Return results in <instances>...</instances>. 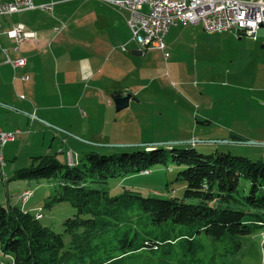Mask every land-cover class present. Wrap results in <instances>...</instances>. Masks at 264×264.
<instances>
[{"label": "crops", "instance_id": "1", "mask_svg": "<svg viewBox=\"0 0 264 264\" xmlns=\"http://www.w3.org/2000/svg\"><path fill=\"white\" fill-rule=\"evenodd\" d=\"M2 1L11 3L14 0ZM34 3L38 7L36 10L0 16V130H21L19 137L24 135L22 140L32 141L34 152L31 153L36 154L25 159L26 167L31 166L37 157L64 155L66 148L69 155L66 159L71 165L89 153L108 155L110 146L101 143L107 135L114 137L117 134L122 137L121 141H126L128 134L136 141L157 142L158 134L161 137L163 133L160 130L164 128V119H167L168 126H178L182 121L179 116L166 115L164 118L163 108L156 109L160 102L157 96L162 93V75L157 72L155 62L161 55L157 52L167 60V50L178 54L177 45L187 41V52L192 51V57L193 53L205 57L217 45H223L221 52L227 54V47L237 44L236 39L242 41L249 37L234 32L210 34L201 26L186 29L193 25L178 22L169 30L164 52L143 50L132 40L127 23L130 13L126 9H118L103 0H34ZM49 4L54 5L53 11L40 9V6ZM16 25H22L26 31L37 35L35 40L24 42L18 53L14 51L15 41L7 34ZM203 31L206 35L202 34ZM258 33L257 40L253 39L257 43ZM262 44L264 49V39ZM249 49L247 53L233 56V64L237 60L238 65L234 73L228 75V80L246 83L247 73L238 68L245 55L250 56ZM8 57L25 58L27 65L14 69L8 63ZM255 60L260 65L258 59ZM259 73L257 67L251 87L254 90L258 87ZM25 76L29 79L22 80ZM116 94H133L135 99L130 102L129 114L123 117V121L116 115L119 112L113 109ZM211 110L209 107L201 113V119L196 113L197 123L211 126ZM223 129L234 131L228 126ZM146 133L149 136L146 137ZM231 134L248 141L242 133ZM193 138L198 139L190 135L189 139ZM15 143L17 140L10 142ZM2 150L0 153L6 161L3 169L15 175L25 168L19 169L21 166L15 164L21 159L19 150L8 154H3ZM208 150L219 152L211 147ZM223 153L232 154V150ZM9 159L14 161L13 165H9ZM4 176L7 177V173Z\"/></svg>", "mask_w": 264, "mask_h": 264}, {"label": "trees", "instance_id": "2", "mask_svg": "<svg viewBox=\"0 0 264 264\" xmlns=\"http://www.w3.org/2000/svg\"><path fill=\"white\" fill-rule=\"evenodd\" d=\"M153 149L89 153L85 163L66 166L57 155L34 158L13 180H57L54 202L71 204L77 214L65 222L63 234L19 205L0 203L2 253L13 264H135L132 255L147 250L151 256L143 264H193L208 252L205 237L216 246L231 244L235 257L244 238L264 233V159L203 154L192 147ZM169 156L187 186L182 200L135 192L114 196L105 187L130 173L167 165Z\"/></svg>", "mask_w": 264, "mask_h": 264}, {"label": "rangeland", "instance_id": "3", "mask_svg": "<svg viewBox=\"0 0 264 264\" xmlns=\"http://www.w3.org/2000/svg\"><path fill=\"white\" fill-rule=\"evenodd\" d=\"M193 27L189 26L186 29H192ZM202 34H205V32L203 31ZM258 39V43L249 37L243 38L242 41L236 39L235 42L237 44L227 47V54L224 51L223 53L221 52L223 45H217L214 51L208 53L205 57L197 56L195 53H193V57L190 56L192 51L187 52L189 50L187 41L177 45L180 49L178 54L167 50V60L163 58L162 53L157 52L161 55L155 62L157 64V72L162 75L160 83L162 93L157 96L159 97L157 100L160 102L156 109L163 108L164 118L166 115L169 117L179 116L182 119L181 124L168 126L167 119H164L162 124L164 128L160 130L163 133L161 137L158 134V141L152 144L136 141L128 134H126V141H121L123 140L122 137L115 134L114 137H111V135L108 137L107 135L101 143L110 146V148H107L110 150V155L131 153L135 150L151 152L155 147L165 148L168 151L176 147L184 149L192 147L200 153L210 154L211 151L208 149L211 147L219 150V152L231 149L233 156L249 157L253 160L264 159V49L262 48L264 30L258 33ZM247 49L251 50L250 56L245 55L246 58L238 68L239 70L243 69L247 73L246 83L243 81L245 84H240V81L228 80V75L234 73L233 71L238 65L237 60L233 64V56L247 53ZM255 59H258L260 65L257 64ZM159 65L161 66L160 70ZM257 67L260 71V77L257 82L258 87L254 90L251 87L253 86ZM160 89L157 91H160ZM209 107L212 108L209 113V118H211L209 120L210 122L212 121L211 126L198 124L196 113L201 119V113H205ZM113 109L116 111L115 106ZM129 109L116 114L121 121H123L125 115L129 114ZM188 119H191V122ZM190 124L191 128H188ZM224 126L233 127L234 131H225L223 129ZM232 132L244 134L243 136L248 138V141L242 144L232 143V138L236 136L231 134ZM147 135L149 136L148 133L145 134L146 137ZM190 135L192 137L196 136L198 139H189ZM22 139H24V135L17 137V143L5 145L3 148L4 153L1 149L3 154L11 153L15 149L20 151L21 159L15 163L21 166L19 169L23 168V166L26 168L25 159L30 154H36L31 153L34 152L32 141L27 143V141ZM195 141L200 142L193 144ZM226 141H230L229 143L232 144ZM126 142L129 143L125 144ZM12 148L14 149L12 150ZM67 150L66 148V154L57 155L64 166L69 163V160L66 159L69 156ZM9 161V165L14 164L12 159H9ZM79 162H81L80 164L85 163V157L82 156ZM75 163H77L76 160L73 164ZM29 164L31 162H28ZM3 168L0 167V203L4 207L19 205L34 214L41 212L44 216L41 223L44 226L52 227L55 232L64 234L65 222L75 217L77 209L69 203L58 204L54 202L53 199L57 195V180L30 178L28 180L14 181V173ZM65 170V168H62V171ZM178 172V168L172 162V157L169 156L167 165L151 166L149 171L145 173H130L123 178L111 180L105 187L114 196L135 192L143 197L152 196L182 200L184 199L187 186L183 180L178 179ZM6 173L7 177L4 176ZM27 188H31L34 191V196L28 203H23L20 199L24 193L23 191ZM189 202L195 203L194 201ZM187 228L191 227L187 226ZM64 237L68 239L66 234ZM205 238L208 240H205ZM205 238L203 241L208 246V252L205 251L201 258L197 257L193 264H264L263 233L258 232L244 238L243 248L235 257H232L229 253L232 249L231 244L229 246L226 244H218L216 246L212 238ZM213 253L218 259L212 256ZM147 256H151V252L143 250L132 255L130 260L143 264L142 260ZM0 264H13L12 260L2 253L1 248Z\"/></svg>", "mask_w": 264, "mask_h": 264}, {"label": "built area", "instance_id": "4", "mask_svg": "<svg viewBox=\"0 0 264 264\" xmlns=\"http://www.w3.org/2000/svg\"><path fill=\"white\" fill-rule=\"evenodd\" d=\"M118 9L130 13L127 21L132 40L143 50L165 51L166 38L172 26L181 22L184 25L201 26L206 33L216 34L234 32L238 36H249L257 40V33L264 29L263 0H103ZM53 4L42 5L40 9L53 11ZM34 0H14L5 3L0 0V16H8L36 10ZM8 36L15 41L14 51L19 52L21 45L35 40L37 35L26 31L22 25H16ZM14 69H22L27 59L7 58ZM29 77H22L28 80ZM35 118V116H34ZM22 134L21 130H0V149L14 142ZM6 161L0 155V166ZM5 175V174H4ZM34 196L30 190L28 202ZM37 216H42L41 212ZM264 235V234H263Z\"/></svg>", "mask_w": 264, "mask_h": 264}, {"label": "water", "instance_id": "5", "mask_svg": "<svg viewBox=\"0 0 264 264\" xmlns=\"http://www.w3.org/2000/svg\"><path fill=\"white\" fill-rule=\"evenodd\" d=\"M113 99H114L115 108H116L117 112H121V111L127 109L130 106V102L135 100L133 98V94H128V95L116 94L113 96ZM235 139L237 141H235ZM226 142L229 143L230 141H226ZM231 142L232 143L236 142V143H240V144L244 143V141L240 140L239 137H235V136L232 138ZM248 144H250V143H248ZM251 144H254V143H251Z\"/></svg>", "mask_w": 264, "mask_h": 264}, {"label": "bare ground", "instance_id": "6", "mask_svg": "<svg viewBox=\"0 0 264 264\" xmlns=\"http://www.w3.org/2000/svg\"><path fill=\"white\" fill-rule=\"evenodd\" d=\"M263 5H264V0H263ZM30 190L31 189H28V190L24 191V193H23V195H22V197L20 199L23 203L28 202L27 198H28V194H29V191ZM41 215H42L41 217L40 216H37V218L38 219H43V214H41Z\"/></svg>", "mask_w": 264, "mask_h": 264}]
</instances>
